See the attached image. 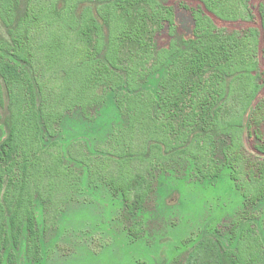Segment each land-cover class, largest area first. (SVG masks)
Instances as JSON below:
<instances>
[{
    "label": "rangeland",
    "instance_id": "obj_1",
    "mask_svg": "<svg viewBox=\"0 0 264 264\" xmlns=\"http://www.w3.org/2000/svg\"><path fill=\"white\" fill-rule=\"evenodd\" d=\"M13 3L14 21L22 28L28 60L20 64L34 85L37 108L44 107L48 116V128L43 129L40 139L41 178L33 187L42 236L41 259L27 261L24 252L17 250L19 264H185L201 242L217 239L226 248L240 246L253 257L260 254L255 263L263 264L264 198L252 200L256 188L250 185L249 176L239 164L226 162L223 149L230 140L218 137L213 156H199L196 143L187 155L168 154L160 142V130L157 135L150 129L131 130L129 112L120 110L116 95L117 91L126 92L125 70L136 60L146 75L140 91L157 99L163 75L162 70H152L157 50L174 45L172 58H177L195 47L199 31L188 7L198 5L202 9L204 26L213 24L228 30L260 29L259 18L255 23L247 21L241 0L209 4L217 15L208 11L202 0ZM261 5L264 0H250L255 16ZM119 18L124 21L122 28ZM99 31L118 45L119 70H113L108 86L101 81L105 76L104 53H93ZM0 39L11 41L1 19ZM263 48L261 36L258 47L247 49L246 56L264 73ZM93 54L99 73L88 89L79 71L69 77L66 73ZM244 72L239 69L228 79L232 90L227 104L232 116L241 117L243 123L248 112L237 107V100L244 94ZM234 77H238L236 82H232ZM261 99L264 88L258 96V101ZM151 116L155 117V109ZM6 119L8 112L0 106V144L7 134ZM253 130L264 140V104ZM258 142L253 140V144ZM251 144L245 140L250 151ZM122 154L133 156L134 167L142 164L143 174L153 183L143 207L132 217L126 205L133 197L129 195L125 201L122 172L118 170ZM141 155L145 162L138 158ZM124 172L130 175L132 170ZM248 222L250 232L244 228ZM213 254L208 253L205 264L208 260L213 263Z\"/></svg>",
    "mask_w": 264,
    "mask_h": 264
},
{
    "label": "trees",
    "instance_id": "obj_2",
    "mask_svg": "<svg viewBox=\"0 0 264 264\" xmlns=\"http://www.w3.org/2000/svg\"><path fill=\"white\" fill-rule=\"evenodd\" d=\"M202 1L208 11L217 15L209 4L214 6L227 0H214V4L210 0ZM241 1L245 5L247 21L255 23L259 18L260 29L228 30L213 24L204 26L205 13L202 9L198 5L186 7L195 17L196 29L199 31L195 34V47L177 58H172L174 45L169 49L157 50L152 70L163 72L161 92L157 99L140 91V84L146 75L136 60L125 70L123 85L126 92L117 91L116 95L120 110L129 112L133 124L131 130L144 132L150 129L154 135L160 130V142L167 148L168 154L187 155V150L196 143L195 149L199 156H213L218 150L217 138L229 139L230 142L223 149V156L227 163L232 164L233 161L235 165L239 164L241 170L249 176L250 185L256 188L252 200H259L264 198V140L253 128L256 115L264 104V99L258 101L264 88V73L256 62H250L246 53L252 46L258 47L261 36L264 38V6L259 7L258 16H255L249 6L250 0ZM13 4V0H0V19L8 28L11 38L10 42L0 39V106L8 112V119L5 120L7 134L0 144V264H19L17 250L24 252L27 261L39 262L42 252L33 187L37 186L41 178L40 139L43 129L48 128V116L44 107L41 110L37 108L34 85L20 64L28 60L22 28L14 21ZM117 21L122 28L123 19ZM104 22L108 27L111 26L110 21ZM94 25L98 28V22ZM96 38L93 53H104L105 76L101 81L108 86L115 74L113 70H119L116 62L118 45L114 38L105 37L101 31L96 33ZM94 54L86 55L87 60L75 65L66 76L79 71L83 76L80 80L90 89L89 83L99 73L98 67L94 65ZM239 69L245 70L240 78L244 94L238 97L237 107L248 112L245 123L241 117L232 116V110L229 111L227 106L232 90L228 79ZM237 80L238 77H234L232 82ZM153 109L155 117L151 116ZM245 140L252 142V151L246 149ZM253 140L259 142L253 144ZM157 149L162 150L158 145ZM143 157L138 156L141 162L146 161ZM132 158L128 154L120 155L118 167L122 172L123 197L125 201L129 195L133 197L126 205L129 217L143 207L153 184L143 174L142 164H136L135 167L132 165ZM127 169L132 170L130 175L124 172ZM250 225L251 222L245 224V231H251ZM232 232L236 235L234 229ZM243 236H239V239L242 240ZM209 252L214 253L212 264H256L260 255L253 257L240 246L235 249L226 248L219 239L205 240L192 252L185 264H205ZM208 261L211 264V260Z\"/></svg>",
    "mask_w": 264,
    "mask_h": 264
}]
</instances>
